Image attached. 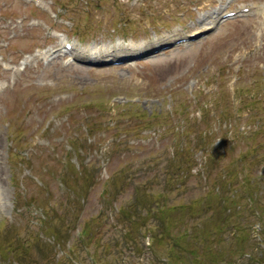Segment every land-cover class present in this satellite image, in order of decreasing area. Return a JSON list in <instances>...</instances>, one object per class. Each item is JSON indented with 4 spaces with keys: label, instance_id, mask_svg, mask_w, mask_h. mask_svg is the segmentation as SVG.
<instances>
[{
    "label": "rangeland",
    "instance_id": "374dc122",
    "mask_svg": "<svg viewBox=\"0 0 264 264\" xmlns=\"http://www.w3.org/2000/svg\"><path fill=\"white\" fill-rule=\"evenodd\" d=\"M207 130L215 147H234L221 170L245 154L263 204L264 0H0V264H17L3 241L17 252L25 239L36 248L24 264H170L169 247H150L151 218L138 228L131 211L142 198L148 217L152 202L140 171L166 166L175 142ZM80 161L90 190L75 175ZM197 181L158 201L189 203L208 190ZM256 210L234 211L254 221V253L264 250ZM43 218L61 239L39 232ZM233 237L216 247L218 264H248L229 253Z\"/></svg>",
    "mask_w": 264,
    "mask_h": 264
},
{
    "label": "trees",
    "instance_id": "16d2710c",
    "mask_svg": "<svg viewBox=\"0 0 264 264\" xmlns=\"http://www.w3.org/2000/svg\"><path fill=\"white\" fill-rule=\"evenodd\" d=\"M234 126H232L233 128ZM232 128L230 130L234 131ZM208 131L201 135L199 138L193 140L185 137V141L175 142L176 152L169 158L166 166L161 167L160 164H155L153 161L154 169L150 171V167L147 165L140 171L143 178H147L148 184H145L149 188V198L152 199L150 203L151 206H143V211L148 213V217H144L138 214V204L142 200L136 201L131 206V211L134 213L135 218H138V228L141 226H146L148 224L149 218L152 222L148 232H150L152 243L150 247L160 248L164 246L169 247L167 250L168 258L170 259V264H218L220 262L221 254H215L217 246L224 244L226 237L230 232H233L234 245L226 246L229 249V253L234 256L247 257L248 264H264V250L258 253H254L251 243H249L250 237H248V230L252 228L254 221L250 218H238L235 216L234 211L238 210L249 211L258 208L257 213H248V215L258 216L259 221L264 225V203L260 204L256 202V194L260 191L259 178L251 177V170L253 167H246L245 154L240 155L236 159L235 164L231 163L228 167H223L221 170L220 165L223 158L226 157V153L233 151L234 147L230 145V138L225 141L223 145L220 144L215 147V141L211 142L209 140L211 136H208ZM227 131L226 133H228ZM248 134L247 130L239 131L238 134L241 137ZM255 135H260L256 132ZM236 139V137H233ZM248 139V136H247ZM263 143H259L260 147L257 148L261 150L264 148ZM220 147V148H219ZM224 148V151H222ZM198 150H203L205 160L202 163L198 162L196 157ZM248 156V153L246 154ZM263 157L264 153L258 155L255 159ZM156 159V158H154ZM79 169L75 172L78 179H82L85 184V189L90 190L95 184V178L93 174L88 175L86 170L87 166L82 164ZM256 163V161H255ZM254 163V164H255ZM201 165L202 169L195 171L198 165ZM156 165V167H155ZM217 165V167H215ZM237 165L236 167H232ZM239 167V169H238ZM128 171V170H127ZM125 173V172H124ZM123 174V173H122ZM240 175V177H239ZM238 176V177H237ZM135 178H124L127 182L132 181ZM192 179H198L197 183L201 187L208 186L207 192L199 196H194L197 198L192 199L189 203H181L174 205H167L164 202H159L161 198H167L168 194L172 195L176 190L185 191L190 189V183ZM241 179V180H238ZM264 179V178H263ZM117 183L118 179L111 177L107 182ZM236 181L238 183H236ZM253 181V183H252ZM243 183V184H242ZM244 184L251 186L254 190V194L251 197H244L247 189ZM65 186V183H64ZM153 187H158L157 189H152ZM20 188V186L18 187ZM144 188V187H143ZM43 189V188H41ZM146 189V188H145ZM239 189L243 190L238 191ZM147 190H143L142 193ZM158 191H161L157 194ZM109 194V193H108ZM145 194V193H144ZM108 198V195L106 199ZM249 198L248 205L245 208L242 207V202L244 199ZM50 200V197L48 196ZM105 199V200H106ZM85 200V198H83ZM50 202L47 204L50 206ZM36 203H30V206ZM237 208V209H234ZM234 209V210H233ZM128 208H123L124 216L129 219ZM141 211V210H140ZM138 214V215H137ZM50 220L49 215H45ZM45 219L41 220L42 225L39 228L40 233H42L43 228L45 230H50L51 234L55 236L56 240L61 239L58 232L52 230V224L44 226ZM131 222V221H130ZM264 227V226H263ZM85 238L90 235L82 231ZM227 235V236H226ZM127 236H130V232L127 231ZM264 235L261 237V243L264 245ZM39 239V238H38ZM139 235L137 237L138 244ZM3 241V239H1ZM1 245V250L6 251V255L13 256L12 261L17 264H24V252H32L35 247V242L33 240H23L17 242L20 250L11 249L7 242L3 241ZM260 244V243H259ZM59 246L63 247L65 244L58 243ZM177 253V254H176ZM181 256V259L179 258ZM56 260V259H55ZM178 262H177V261ZM61 262L60 260L57 263ZM230 261L228 264H231Z\"/></svg>",
    "mask_w": 264,
    "mask_h": 264
},
{
    "label": "bare ground",
    "instance_id": "6f19581e",
    "mask_svg": "<svg viewBox=\"0 0 264 264\" xmlns=\"http://www.w3.org/2000/svg\"><path fill=\"white\" fill-rule=\"evenodd\" d=\"M72 51H77V50H72ZM108 57V60H113L115 58H121V57H116V56H107ZM88 61V60H87ZM118 61V60H117ZM88 62H91V63H99L100 61L96 60V59H93V61H88Z\"/></svg>",
    "mask_w": 264,
    "mask_h": 264
}]
</instances>
